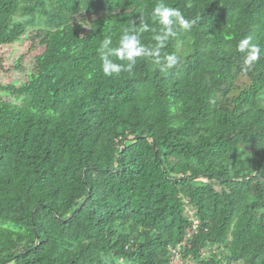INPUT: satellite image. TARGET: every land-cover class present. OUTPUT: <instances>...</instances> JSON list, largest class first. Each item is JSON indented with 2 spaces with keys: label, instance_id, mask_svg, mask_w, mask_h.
Listing matches in <instances>:
<instances>
[{
  "label": "trees",
  "instance_id": "16d2710c",
  "mask_svg": "<svg viewBox=\"0 0 264 264\" xmlns=\"http://www.w3.org/2000/svg\"><path fill=\"white\" fill-rule=\"evenodd\" d=\"M160 3L196 23L168 35ZM31 30L0 85V264H264V0H0V47Z\"/></svg>",
  "mask_w": 264,
  "mask_h": 264
},
{
  "label": "clouds",
  "instance_id": "9594fccd",
  "mask_svg": "<svg viewBox=\"0 0 264 264\" xmlns=\"http://www.w3.org/2000/svg\"><path fill=\"white\" fill-rule=\"evenodd\" d=\"M152 17L155 20L159 21L162 30L166 31L168 35H175L170 26H179L180 29L189 30L196 23L195 20H189L184 17L181 11L178 8H171L165 6L163 3L158 4L152 12ZM141 31H147L148 27L146 24L141 25ZM165 37H157V39H164ZM109 43H111L110 39H105L102 43V47H106ZM138 40L135 36H129L128 33H125L120 42L119 46L112 49V52L116 55L117 58H128L133 59L134 57L140 56L145 53V49L143 47L138 46ZM163 47V45H161ZM237 49L239 52H247L245 58V64L252 65L253 62L257 61L261 57V50L256 44L251 43V38H244L240 40L237 45ZM157 56L156 64L160 63L159 52L155 53ZM102 59V70L105 75H112L113 73H120L121 65L111 62L107 55L101 57ZM164 59L167 60L168 67H172L176 65L178 57L175 54L166 55ZM176 257L173 258V264H178L175 260L178 259L180 261V254L175 253ZM181 262V261H180ZM181 264H183L181 262Z\"/></svg>",
  "mask_w": 264,
  "mask_h": 264
},
{
  "label": "rangeland",
  "instance_id": "374dc122",
  "mask_svg": "<svg viewBox=\"0 0 264 264\" xmlns=\"http://www.w3.org/2000/svg\"><path fill=\"white\" fill-rule=\"evenodd\" d=\"M21 16H18L20 18ZM42 37L37 35L36 30H31L28 37L22 42L0 47V85H8L18 81L17 86L21 82L28 79V71L34 66V57L41 53L45 46L41 42ZM20 63L21 69L17 68ZM5 99L12 100L11 95H4ZM176 257V255H174ZM178 264L181 262L176 259Z\"/></svg>",
  "mask_w": 264,
  "mask_h": 264
}]
</instances>
